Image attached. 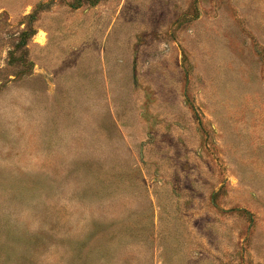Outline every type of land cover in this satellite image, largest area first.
<instances>
[{
  "label": "rangeland",
  "instance_id": "1",
  "mask_svg": "<svg viewBox=\"0 0 264 264\" xmlns=\"http://www.w3.org/2000/svg\"><path fill=\"white\" fill-rule=\"evenodd\" d=\"M0 264H264V0H0Z\"/></svg>",
  "mask_w": 264,
  "mask_h": 264
}]
</instances>
